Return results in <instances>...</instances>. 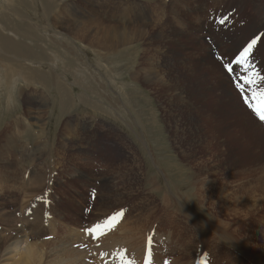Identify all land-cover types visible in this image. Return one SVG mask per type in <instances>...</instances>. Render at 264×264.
<instances>
[{"label":"rangeland","instance_id":"rangeland-1","mask_svg":"<svg viewBox=\"0 0 264 264\" xmlns=\"http://www.w3.org/2000/svg\"><path fill=\"white\" fill-rule=\"evenodd\" d=\"M8 1L0 0V149L8 140L14 144L4 156L11 164L6 166L0 158V232L7 237V244L22 234V228L33 235V226L26 222L34 221L31 218L36 211L40 232L45 233V223L54 218L59 226H53L57 237L53 236L58 238L71 227L85 233L95 225V219L104 221L100 215L106 210L104 205L113 207L110 211L114 212L123 209V218L129 213L141 214L140 209L152 203L154 194L159 198L172 194L178 214L194 219L189 201L192 191H185L190 172L209 169L236 175L233 169L248 170L260 162L259 158L263 160L264 134L256 133L255 125H264V121L256 116L250 103L257 102L253 93L264 89V79L255 75L264 77L259 70L264 62L260 55H251L249 69L246 64L242 67L235 63V57L247 47L243 44L255 39L257 30L264 28L263 11L248 22L245 11L241 14L237 9L252 3L258 12L264 0H91L96 22L103 25L98 33L110 26L117 34L110 39L112 53L94 48L89 40L77 36L71 42L58 37V44L52 43L39 12L46 7L45 0H12L13 6ZM81 1L64 0L61 6L68 5V9L78 12L81 21L92 19L95 14L86 11ZM126 9L125 16L119 14ZM199 15H206L207 21L205 18L197 23ZM187 16L195 22H187ZM140 26L148 27L153 34L148 33L147 45L144 40L140 42ZM171 26L178 28L171 38L178 44L161 45L169 40L160 39L161 31L170 34ZM197 28L199 33H195ZM222 29L229 38H236L237 46L216 44ZM239 37L243 38L241 42ZM10 39L20 43L14 52L8 46ZM154 39L159 46L151 45ZM128 42L134 44L125 47L130 45ZM56 54L59 60H55ZM110 56L113 72L108 63ZM53 61L57 63L51 71ZM229 61L231 72L226 68ZM69 65L76 72H66L64 68ZM41 70L60 76L61 84L72 94L73 108L60 106L57 87L52 86L48 93L31 79V73L39 74ZM245 77L256 82L250 85ZM41 93L50 97V104L44 108L35 103ZM252 122L256 128L250 129ZM245 126L248 130L243 132ZM260 129L264 133V127ZM25 145L24 149L29 146L32 152L30 158L24 156ZM257 150L263 154L258 156ZM6 171L8 179L1 175ZM36 173L45 179L39 181ZM155 186L161 191L156 192ZM46 189L53 193L51 202L45 201ZM50 205L48 214L45 209ZM162 213L153 215V219ZM120 221L114 227L115 239L128 236L123 228L128 223ZM130 226L128 232L133 236ZM127 244L128 240L123 251ZM136 244L124 252L139 264H147L146 256L142 260L144 241L136 240Z\"/></svg>","mask_w":264,"mask_h":264},{"label":"bare ground","instance_id":"bare-ground-1","mask_svg":"<svg viewBox=\"0 0 264 264\" xmlns=\"http://www.w3.org/2000/svg\"><path fill=\"white\" fill-rule=\"evenodd\" d=\"M63 1L64 0H45L44 3L46 7H42L41 11H39L44 24L45 31L47 32V34L52 35V37H49L52 43L58 44L56 40V38L58 37H62L63 41L65 42H71L72 39H75V36H77V39L79 40H89L90 43L88 44L92 45V47L105 52L107 51L109 53L110 39H113L117 34H114V31L112 30V27L110 28V26L107 28V31L103 29L105 32L101 31L98 33V31L101 30L100 28H102L103 25L100 23V20L99 23L96 22V9L93 7V5H91L93 1H81L85 4L84 6L86 8V11H93L92 13L95 14H92L94 16L92 19L87 18L83 21H81L82 19L78 17L79 13L75 12L74 9H68V5L67 7L65 5L61 6ZM8 2L12 6L14 5L12 0H9ZM108 3L109 2H107V4ZM14 15L17 17L16 13ZM90 15L91 14H89V17ZM105 15L110 19V16L107 13H105ZM66 17H70L71 20ZM125 18H128V16ZM91 27H94L95 31H92L93 28ZM57 28H61V30H58ZM64 29L70 31L71 34H65L63 31ZM102 32L103 38H100ZM66 36L68 39L66 38ZM171 37L172 36L166 31H161L160 33V39L171 40ZM118 38L122 40L123 37ZM10 40L11 41L9 42L8 46L14 52L16 48L19 47L20 43L13 39ZM61 43L64 44L63 42ZM0 51L2 52L3 50L0 48ZM55 56L57 57L55 60L60 59L58 54H56ZM33 62L34 64L36 63L35 61ZM54 62L56 61H53L51 71H54ZM7 67L8 65H6L5 68L7 69ZM69 67L70 68L66 66L64 70L66 72L73 73L71 70L74 67L72 68L71 65H69ZM74 71L76 72V69ZM16 72L18 73V71ZM16 72L15 74H17ZM30 72H33V70ZM32 78L36 84L42 86V88L46 89L48 93L50 92L52 86H54V88L57 87L56 92L61 99V102L59 101L61 103L60 106H62V108L65 107L64 109L73 108L74 104L73 99L71 97L72 94L67 90L66 86L61 84V78L59 75L41 70L39 74L38 72L37 74L31 73V79ZM28 79L29 76L27 77V81ZM31 83L32 82H30V84ZM35 99V103H39V107L41 108H44L46 105H48L50 101V97L45 98L42 96V93ZM82 101L85 102V100ZM251 119L253 120L254 118ZM255 124L253 123L250 129L257 127L255 132L257 133L259 131L260 133L264 134L263 131L260 129V127H264V125L262 123H257V125ZM26 126H28V124ZM246 128L247 127L245 126L243 132H246L248 130ZM39 144L41 143L39 142ZM257 144H259V146H262L260 142H257ZM26 145L23 146V149L26 147ZM13 146V142L8 140L4 147L0 149V158H2L4 162H6V166H9L11 163L7 160H4L5 152L7 149L12 148ZM28 148L24 149L25 151L23 152L24 156H28V158H30L32 152L30 153V150H28ZM256 148L258 149L259 147L256 146ZM257 153L258 156L263 154L259 150H257ZM249 154L250 153L245 155V160L249 158ZM259 160V163L254 164L255 167H250L248 170L237 171L233 169V171L236 172V175L231 171L221 173L216 170L215 172H211L209 171V169H195L196 171H193V173L190 172L191 179H188V181L186 182L184 181L187 185L185 191H192L191 197V192L189 194V201L191 202V204L188 200L187 201L190 204V214L195 217L194 219H186L178 214L179 212L176 211L177 201L175 202V200L172 198V194H165L164 197L160 198L156 194H154V199L153 201H151L152 203H150L149 205L147 204L145 206L142 205L144 206L142 208L140 207V211L142 210L143 213H137L134 216L129 213V215H125V218L122 217L120 222L125 221L128 224H131L130 227H133L134 233H132L134 235L130 236L127 227L128 224L126 223L127 225L123 228L126 229V231H124L126 234H128L129 237L126 235L127 238L121 239L119 238V236L121 235H119L117 236L119 239H121L119 240V242L117 241L118 238H114V228H112L111 231H105L103 227H101L95 233H89L88 231L85 233H80V231H77L76 229L71 227L69 228L66 235L60 237L58 236V238H55L54 236L57 233L53 231L52 228L53 226L56 227L59 225H57V221L54 218H50L49 222H47V224L45 223L47 230H44L45 233H41V229L39 228L37 222L39 220V218L37 217L39 212L36 211V214L34 213L35 217L31 218L34 221L26 222L29 223L27 224L28 226H33L34 232L31 231L33 235H31L30 233H26V229L22 228V234L16 235V237H12L10 243L7 244V237L3 238L2 232H0V236L2 237V239H0V264H110V262L117 264L119 261L120 264H123L124 260L134 261V264H139L137 262V259L129 258L124 252L128 251V249L130 250L134 248L133 244H136V240H140V243H143L144 241V244L146 246L145 248L147 250H144L142 260H144L145 256L148 260L150 252L151 264H264V156L263 160H261L260 158ZM200 166L202 165L200 164ZM1 175H4V178L8 179L9 172L6 171ZM35 175V177L39 181L42 180L43 176L41 174L36 173ZM173 179L175 178L173 177ZM32 183L34 184V182ZM152 189H154V187ZM154 190H156V192H159L161 191V188L155 186ZM115 191L119 194L117 190ZM173 196L176 198L174 194ZM52 197L53 193L51 194V192L47 190L45 201L51 202ZM194 200L196 201V204L194 203ZM103 207H106V210H103V208L101 207L103 212L99 211L100 213H103L100 214L102 217H108L111 216L113 213H116L114 211H110L113 209V207L111 209L110 206L108 207V205H104ZM45 210L48 214H50L52 206H48ZM160 212L163 213L159 217L154 216L153 219L152 216ZM95 220L96 223L103 222L101 221L102 219ZM31 228L32 227H30V229ZM157 229H163V231H158ZM101 232H104V234L101 235ZM48 235L50 236L47 237ZM149 238H151V243H149ZM127 240L128 248H125L123 251L122 246L125 245V242ZM87 251L91 253V256L90 254L86 253ZM115 257H118V259H116Z\"/></svg>","mask_w":264,"mask_h":264},{"label":"crops","instance_id":"crops-1","mask_svg":"<svg viewBox=\"0 0 264 264\" xmlns=\"http://www.w3.org/2000/svg\"><path fill=\"white\" fill-rule=\"evenodd\" d=\"M129 3H130V1H129ZM126 11H127V9L126 10H123V11H120L119 14L120 15L123 14L125 16L126 13H127ZM237 11L240 12L241 14H244V11H245V14H247L249 16V17H246V20L248 22H251L253 15H258V13L260 11H263L264 12V6H262L261 9L257 12V9L253 7L252 3H250V7H248V8L245 7V8L237 9ZM252 11H254V14H252ZM139 13H143V12H141L139 10ZM110 18H112V17H110ZM205 18H206V21H207V16L206 15H199L197 23H202V19H203V22H204L205 21ZM191 21L192 22H195L194 21V18L193 17L191 18L190 16H187V22H191ZM169 29H170L169 32H170V35L171 36H173V34L177 33V31H178V28H174L173 26H171ZM257 29H258V27H256V30ZM159 30L160 29L157 27L156 31H159ZM199 31H200V28L195 29V33H199ZM220 31L221 30H218V33ZM222 31H224V32H222V33L220 32V35H219V38H218V42L216 44L222 45V46H237L236 38H229L228 36H226L225 30L222 29ZM257 31L258 32H256L255 35H254L256 37L255 39H257V44L253 47L252 52H251V55L252 56H257V57H259V55H260L262 61L264 62V28H262L261 30L258 29ZM260 31H261V33H259ZM148 33L149 34H152L151 29H149L148 27L143 28V26H140V35H141L140 42H142L144 40V43L146 45H147V35H148ZM143 36H145L144 39H142ZM246 36H248V34ZM254 36H252V37H254ZM171 38H173V37H171ZM238 40L241 42L243 40V38L242 37H239ZM167 41L170 42V43H168V42L165 41L164 43H160V44L161 45H165V44L177 45L178 44L177 43V40H176V42H173V39L167 40ZM250 42H251V39H248L243 44V46H247L248 43H250ZM157 43H159V42H157L154 39V42H151V45L152 46H159ZM133 44L125 45V47L131 46ZM110 53H112V50H110ZM113 55H115L114 52H113ZM108 63H110V71L113 72L114 71V69L112 68V65H113V56H110V61ZM260 67H261L259 69L260 70V74H264V66L261 65ZM95 70L98 71L97 68H95Z\"/></svg>","mask_w":264,"mask_h":264},{"label":"snow or ice","instance_id":"snow-or-ice-1","mask_svg":"<svg viewBox=\"0 0 264 264\" xmlns=\"http://www.w3.org/2000/svg\"><path fill=\"white\" fill-rule=\"evenodd\" d=\"M223 22V21H221ZM257 44V39H252L250 43H248L247 47H245L243 49V51H241L239 53V55H237L235 57V63L240 64L242 67L246 64L248 65V68H252V65L250 63V56H251V52L253 47ZM231 61L227 62L226 64V68L229 72L232 71L231 68ZM257 76L258 79H264V77H259V74H255ZM246 83L248 84H254L256 81L245 77L244 78ZM237 87L241 89V91L244 90V86L241 84H237ZM253 96L257 98V102L256 103H250V107H252L253 111L257 114V116L259 117L260 120L264 121V89L259 90L258 92H254ZM124 213L121 210L120 212H116L113 213L111 216L105 217L104 221L101 222H97L92 228L87 229V231L89 233H95L97 230H99L101 227L104 228L105 231H111L112 228L115 227V225L117 223H119L120 219H122ZM101 235L104 234V232L100 233ZM149 243H151V238H149ZM151 253L149 252V258L147 260V264H151ZM123 264H134V261H127L124 260Z\"/></svg>","mask_w":264,"mask_h":264}]
</instances>
